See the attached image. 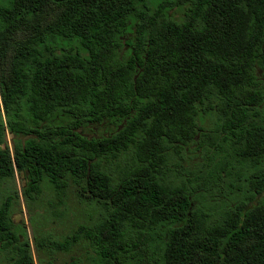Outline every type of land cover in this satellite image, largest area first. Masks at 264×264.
Listing matches in <instances>:
<instances>
[{
  "label": "trees",
  "instance_id": "1",
  "mask_svg": "<svg viewBox=\"0 0 264 264\" xmlns=\"http://www.w3.org/2000/svg\"><path fill=\"white\" fill-rule=\"evenodd\" d=\"M93 125L111 132L85 135ZM209 142L212 156L182 166ZM47 189L57 206L73 192L90 218L53 250L264 264V0H0V253L12 264H35L13 216Z\"/></svg>",
  "mask_w": 264,
  "mask_h": 264
},
{
  "label": "rangeland",
  "instance_id": "2",
  "mask_svg": "<svg viewBox=\"0 0 264 264\" xmlns=\"http://www.w3.org/2000/svg\"><path fill=\"white\" fill-rule=\"evenodd\" d=\"M185 9H177L172 14L181 19L184 16ZM205 127H210V120L205 119L202 123ZM111 132L105 125H93L84 129L83 133L87 136H103ZM10 146L13 145V137L8 136ZM188 154L185 161L182 162L184 168H197L204 162V156H212L214 153V144L209 142L201 150L196 151L195 146H191L187 150ZM174 166V165H173ZM16 184L21 191L25 182L20 175H17ZM14 222L17 232L28 234V238L32 243V252L35 264H70L75 260L79 264H95V253L85 244H80L69 252H61L53 250L49 243L50 240H62L64 236L71 233L80 223L89 221V209L84 206L77 196L72 192L66 198L63 206H57V201L53 197L52 189H47L42 197L34 202H27L22 196L21 204L14 213ZM45 239L48 247L44 250H38L36 239ZM15 255L11 252L0 253V264H12Z\"/></svg>",
  "mask_w": 264,
  "mask_h": 264
}]
</instances>
